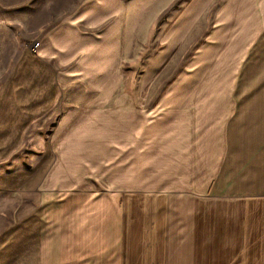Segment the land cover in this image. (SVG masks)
Listing matches in <instances>:
<instances>
[{
	"label": "crops",
	"instance_id": "1",
	"mask_svg": "<svg viewBox=\"0 0 264 264\" xmlns=\"http://www.w3.org/2000/svg\"><path fill=\"white\" fill-rule=\"evenodd\" d=\"M127 12L126 0H86L4 88L0 116L25 129L64 85L90 95L21 174L35 192L83 190L68 198L75 231L63 242L81 255L58 264H264V0H225L152 110L149 84L135 96L124 83ZM19 242L14 264H52L40 224L20 226Z\"/></svg>",
	"mask_w": 264,
	"mask_h": 264
},
{
	"label": "rangeland",
	"instance_id": "2",
	"mask_svg": "<svg viewBox=\"0 0 264 264\" xmlns=\"http://www.w3.org/2000/svg\"><path fill=\"white\" fill-rule=\"evenodd\" d=\"M86 0H0V103L4 88L34 43L73 17ZM124 83L136 95L140 85H150L145 107L152 110L164 90L209 37L225 0H126ZM203 6L195 19L194 9ZM187 34L180 42V31ZM186 32V31H185ZM63 86L56 107L23 128L18 119L0 116V264L19 260V228L33 220L50 237L48 261L58 264L80 256L76 244H63L75 229L68 223L66 204L82 189L36 193L22 185L21 174L34 172L56 137L67 127L82 103L90 97L79 85ZM135 100L138 102V98ZM138 104V103H137ZM47 159V158H46ZM51 156L47 164H57ZM24 183V182H23ZM98 191V190H95ZM104 191V190H102ZM26 230H29L26 228ZM68 247V252H67ZM73 251V252H72ZM70 252V253H69ZM24 253V252H23ZM51 261V262H50Z\"/></svg>",
	"mask_w": 264,
	"mask_h": 264
},
{
	"label": "built area",
	"instance_id": "3",
	"mask_svg": "<svg viewBox=\"0 0 264 264\" xmlns=\"http://www.w3.org/2000/svg\"><path fill=\"white\" fill-rule=\"evenodd\" d=\"M40 43H34L33 45H32V49H37L38 47H40Z\"/></svg>",
	"mask_w": 264,
	"mask_h": 264
}]
</instances>
